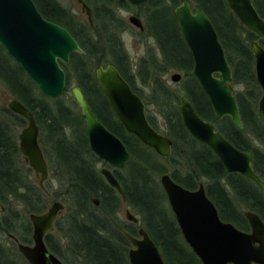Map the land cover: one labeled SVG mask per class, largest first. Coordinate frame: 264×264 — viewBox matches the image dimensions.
Listing matches in <instances>:
<instances>
[{
  "label": "trees",
  "instance_id": "16d2710c",
  "mask_svg": "<svg viewBox=\"0 0 264 264\" xmlns=\"http://www.w3.org/2000/svg\"><path fill=\"white\" fill-rule=\"evenodd\" d=\"M33 1L45 19L65 27L85 53L84 56L71 54L69 63L62 65L66 74L64 93L71 90L74 80L95 117L129 151L130 158L124 167L127 175L124 172L120 175L117 170H113V175L126 195L125 203L140 217L141 223L140 226L128 227L115 217L122 200L96 168L101 161L89 150L84 121L74 111L76 103L73 101L69 106L62 97L51 101L52 99L41 96L21 68L0 48V53L3 54L0 59V84L33 113L40 130L38 142L44 157L61 170L63 180L60 179V184L65 188L64 203L70 213L66 231L69 241L67 250L74 261H66L58 245L50 241V235L46 237L45 243L63 264H129L127 253L130 245L126 234L136 236L137 229L141 227L159 248L165 264H201L184 242L175 219L166 206L165 194L157 181V177L164 173L190 190L195 189L199 182L205 181L206 194L217 208L220 218L242 231L248 232L249 226L238 205L255 212L264 222V195L250 180L238 174H226L214 153L190 137L180 119V95L171 94L164 85L162 76L165 72L180 71L188 81L197 85L200 98L197 99L188 88L184 89L183 94L202 119H209V103L198 83L188 76L193 60L173 18V10L180 0H149L142 6L146 7L144 31H138V34L153 38L160 55L151 50L136 66L131 63L121 42V34L128 27L117 15V11L133 7L126 1L84 0L92 10V25L78 19L76 21L56 0ZM191 1L198 4L213 21L233 71L234 88L242 87L241 91L234 90L246 126L245 132H237L231 128L229 131L222 129V134L237 149L253 155L252 168L264 181V152L255 145L258 142L264 148V134L254 127V123L258 122L264 129L256 112L261 91L256 84L254 58L249 47L253 35L233 17L223 0ZM261 4L263 1L258 0L255 7L263 16ZM107 65L114 66L140 97L143 98V94L137 88L136 81L149 89V104L158 108L167 125L166 133L163 134L173 142L172 154L166 160L174 161V168L166 169L160 163L156 164L159 157L128 134L112 114L95 79V70ZM91 97L101 98L102 112L96 111ZM12 118L17 124L25 123L9 111H0V202L5 207L0 228L3 233L13 234L21 243L29 244L31 225L27 216L42 213L44 206L41 191L24 183V177L16 167L18 144L11 131L12 124L8 121H12ZM148 121L159 131L149 116ZM222 123L226 127L228 120L224 119ZM248 134L253 140L248 139ZM183 159H186V163ZM94 197L99 199V206L106 218L91 213ZM15 203L23 205V217L13 212ZM17 219L21 221L22 235H18L11 226ZM0 264L27 263L16 248L6 250L0 247Z\"/></svg>",
  "mask_w": 264,
  "mask_h": 264
},
{
  "label": "water",
  "instance_id": "95a60500",
  "mask_svg": "<svg viewBox=\"0 0 264 264\" xmlns=\"http://www.w3.org/2000/svg\"><path fill=\"white\" fill-rule=\"evenodd\" d=\"M136 7L148 0H124ZM81 5L89 25L93 24L92 10L84 0ZM227 9L244 29L258 39H264V20L258 15L250 0H223ZM181 37L189 50L193 67L188 73L209 100L214 118L228 117L238 131L243 132L238 104L234 95L233 71L218 35L200 6L194 8L190 0H180L174 9ZM128 22L139 32L144 31L140 18L130 15ZM0 48L21 68L48 99H57L64 93L66 74L62 65L69 63L71 54L84 56L77 40L63 26L45 19L33 0H0ZM250 49L254 58L256 84L261 91L257 112L264 125V49L253 41ZM97 86L106 98L112 114L124 130L161 159L172 154L173 142L156 131L146 118V105L112 65L95 70ZM181 75L171 76L179 83ZM71 95L84 121L89 150L106 166L123 169L130 158L124 143L110 132L93 114L78 86L71 88ZM181 123L190 137L208 147L224 167L226 174H238L251 182L264 194V181L252 168L253 155L237 149L224 138L214 124L202 119L185 94L180 95ZM7 108L26 122L18 136L19 153L29 168L39 177V187L48 178V164L39 145V127L33 113L16 98ZM105 182L116 191L122 202L126 195L108 168L99 170ZM170 211L181 236L201 264H264V222L253 211L243 212L249 231H242L232 223L223 221L217 208L205 193L203 182L191 191L176 183L169 174L159 177ZM97 206L99 201L93 199ZM65 205L55 201L40 214H30L32 245L17 241L18 253L27 264H63L49 251L45 237L54 231V223ZM125 219L139 225V219L125 209ZM130 248L129 264H165L162 255L147 231L139 228L137 236L126 234Z\"/></svg>",
  "mask_w": 264,
  "mask_h": 264
},
{
  "label": "rangeland",
  "instance_id": "374dc122",
  "mask_svg": "<svg viewBox=\"0 0 264 264\" xmlns=\"http://www.w3.org/2000/svg\"><path fill=\"white\" fill-rule=\"evenodd\" d=\"M56 1L62 8L68 10L71 13V15H73L75 17L76 21L78 19L79 21H81L83 23L87 22V18L84 14V11H83L81 5L77 2V0H56ZM145 10H146V7H130L126 11H123V10L117 11V15L126 23V25L128 27L126 32L121 34V42L123 43L125 51L128 54L133 66L134 65L136 66L141 59L146 58L147 55L149 54L148 52L151 50H153L158 56L160 55V53L157 49V45L155 43V40L153 38L145 37L144 35H139L138 30L135 29L128 22V18L130 17V15H138L139 18L143 22L144 21L143 17L146 13ZM75 24H76V22H75ZM242 36L244 37L245 34ZM2 58H3V54L0 53V59H2ZM93 73H94V71H93ZM175 73H178L181 75V80L179 83H173L171 81V76ZM162 79H163L164 85L168 88V91L171 94L181 95L184 93V89L188 88L192 91V93L195 95V97L197 99L200 98V96H199L200 93H199L197 85L192 81H188V78H185L184 75L180 71L169 70L163 74ZM136 85H137L138 89H140V90L142 89L143 98H144L145 102L147 103V114L149 115V117H151L153 119L157 129L162 133H166L167 125H166V122L164 121V118L159 114L158 108H156V106H154L153 104H149V101L147 98V96L149 95V89L143 87V85L139 81H136ZM74 86H76L75 81L72 80L71 88ZM234 89L241 91L242 87L234 88ZM61 97L63 98L64 103L69 105V106L74 101V99L71 95V91L65 92L64 95H62ZM11 99H14V97L9 93V91L3 85L0 84V111H4V112L9 111L7 108V105ZM51 101H53V99ZM91 101H92V104L94 105L96 111L98 113L102 112L101 106L103 105V102H102L101 98L91 97ZM178 107H179V105H178ZM74 111L78 112L80 114L78 107H75ZM13 120H14V118H12V121L8 119L9 123L12 124L11 131L15 135V139H16V142L18 144V136L21 133L22 129L25 128L26 122L24 124H23V122H21V124H17L15 122H13ZM254 127H256V129L259 133H261L262 135L264 134V129L261 127V125L258 122L254 123ZM43 132L45 133V130H43ZM255 145H257L259 147V149L262 152H264V148L259 146L258 142H255ZM15 159H16V163H17L16 167L18 168V170H20L21 174L24 177V183H26L27 185L33 186V187H35L41 191V193H42V204L44 206V211H46V209L49 208L50 205L55 201L62 202L65 205V203H64V199L66 198L65 188H63L60 184V179H61V181L63 179L61 178V170L58 168V166L51 165V163L49 161L50 159L45 157L46 162L48 163V178L43 183V188H40L39 187V177L36 176V174L29 168L28 163L25 160V158L18 152V155L15 157ZM183 161L186 163V159H183ZM159 163L161 164L162 167H165L166 169H171L172 167L174 168V166H172V164H174V161L168 162V160H163V159L158 158L156 160V164L159 165ZM105 167L106 166L103 163H98L96 165V168L98 171L101 168H105ZM117 171L119 172L120 175H122L124 172V168L117 170ZM127 173L128 172L126 170L124 172V175L126 176ZM159 177H160V175L157 177V181H158V184L160 185ZM203 182L205 183V181H203ZM227 190L229 191L228 188H227ZM157 193L160 196L159 190L157 191ZM93 199H97V198L94 197V198H92V200ZM97 200L99 201V199H97ZM91 205H92V207H90L91 213H93L97 217H101V218L105 217L106 218V214L103 212V210L99 206L100 204H98L96 206L92 202ZM166 206H167V208H169L168 203H166ZM238 206L240 207L242 212L247 210V208H245V207H242L240 205H238ZM125 209H129L130 212L140 220V217L136 215V213L131 209V207L127 203L122 202V201L119 204V208L117 209L115 217L118 220H120L123 224H125L126 226L132 227L133 224L128 222L125 219V212H124ZM12 210L19 217H23V215H24L23 205H17L15 203ZM10 214H12V216L14 217L13 213L10 212ZM6 215H9V214H6ZM28 216H27V220H29ZM69 216H70V213L67 209V206L65 205L64 210L60 213V215L57 218V226L55 227L54 231L49 235H50V241L53 244L58 245V249L62 252L66 261L72 262V261H74V259L72 258V256L70 255V253L67 250L69 241L67 238L66 231H67L68 221L70 220ZM2 218L3 217H2L1 212H0V221ZM19 219L13 221L11 226L15 231H17L16 233L18 235H22L21 221H19ZM140 225H141V223L139 224V226ZM8 233H3L0 231V247L4 248L6 250L7 249L12 250L14 248H16V250H17L16 244L11 242L10 239L8 238V235H7ZM28 238H30V240H31V233H30ZM30 244L31 243H29V245ZM17 253H18V251H17Z\"/></svg>",
  "mask_w": 264,
  "mask_h": 264
},
{
  "label": "flooded vegetation",
  "instance_id": "af4514ba",
  "mask_svg": "<svg viewBox=\"0 0 264 264\" xmlns=\"http://www.w3.org/2000/svg\"><path fill=\"white\" fill-rule=\"evenodd\" d=\"M149 1V0H148ZM251 1V3H252V5H253V7L255 8V10H256V12L258 13V11H257V9H256V7H255V2L256 3H258V0H250ZM261 1H263V4H261V7H262V15L263 16H261L259 13H258V15L264 20V0H261ZM190 2H191V5H192V13H194V8L198 5V4H196L195 2H193V1H191L190 0ZM148 3V2H147ZM146 3V4H147ZM224 3V2H223ZM179 4H180V1H179ZM178 4V5H179ZM145 5V4H144ZM177 5V6H178ZM143 5H141V6H136V7H142ZM176 6V7H177ZM199 6V5H198ZM175 7V8H176ZM174 8V9H175ZM202 9V8H201ZM203 10V9H202ZM204 13H205V11H203ZM231 13V12H230ZM206 14V13H205ZM232 14V13H231ZM233 15V14H232ZM136 16V15H135ZM206 16L209 18V20H210V22L212 23V25H213V27H214V29H215V31H216V33H217V35H218V38H219V41H220V37H219V34H218V32H217V30H216V28H215V26H214V23H213V21L211 20V18L206 14ZM234 17V16H233ZM139 18V17H138ZM173 18H174V22H175V25H176V28H177V30H178V26H177V22H176V19H175V16H174V10H173ZM235 18V17H234ZM236 19V18H235ZM237 20V19H236ZM142 21V20H141ZM238 21V20H237ZM239 22V21H238ZM143 23V22H142ZM241 25V24H240ZM242 26V25H241ZM246 30V29H245ZM247 31V30H246ZM178 32H179V30H178ZM247 32H249V31H247ZM180 33V32H179ZM250 33V32H249ZM252 34V33H251ZM181 35V34H180ZM253 35V37H252V39L249 41V47H250V45H251V43L253 42V41H257L258 43H259V45L262 47V42H264V39H258L254 34H252ZM183 40V39H182ZM184 42V41H183ZM220 43H221V41H220ZM185 44V43H184ZM222 45V44H221ZM186 46V45H185ZM187 48V47H186ZM263 49H264V47H262ZM251 50V49H250ZM189 51V50H188ZM190 53V52H189ZM252 53V52H251ZM191 55V54H190ZM253 56V55H252ZM192 57V56H191ZM130 86V85H129ZM137 86V85H136ZM131 87V86H130ZM132 89V88H131ZM233 89H234V85H233ZM140 90V89H139ZM132 91H133V89H132ZM141 91H142V89H141ZM134 93H135V91H133ZM135 94H137V93H135ZM138 95V94H137ZM182 95V94H181ZM234 95H235V90H234ZM139 96V95H138ZM140 97V96H139ZM206 97V96H205ZM235 97H236V95H235ZM142 100H143V102L145 103V105H146V118H147V120H148V114H147V103L145 102V100L142 98V97H140ZM180 98V97H179ZM206 99H207V97H206ZM207 101H208V103H209V108H207V111H208V113H209V119L208 120H206V121H208V122H211V123H213L214 124V126H215V128H216V130L224 137V135L222 134V129H225V130H230L231 128L232 129H235L237 132H240V131H238V129L233 125V123L231 122V120L228 118V117H223L222 119H220V120H216L215 118H214V112H213V109H212V106H211V104H210V102H209V100L207 99ZM237 101V100H236ZM108 103V102H107ZM238 104V103H237ZM179 105H180V102H179ZM257 106H258V103H257ZM238 108H239V106H238ZM256 112H257V109H256ZM239 113H240V118H241V121H242V124H243V126H244V131L243 132H241V133H244L245 132V128H246V126H245V123H244V121H243V118H242V114H241V111L239 110ZM15 115V114H14ZM15 116H17V115H15ZM257 116H258V112H257ZM19 117V116H18ZM115 117V116H114ZM116 118V117H115ZM258 118H259V116H258ZM224 119H227L228 120V124L226 125V127L223 125V123H222V121L224 120ZM260 119V118H259ZM118 121V120H117ZM149 122V121H148ZM150 124V123H149ZM233 127H232V126ZM156 130V129H155ZM157 131V130H156ZM158 132H160V131H158ZM39 133H40V130H39ZM161 133V132H160ZM40 135V134H39ZM247 137H248V139L250 138L249 137V134L247 135ZM225 138V137H224ZM38 140H39V138H38ZM251 140H253V138H251ZM18 152H19V149H18ZM246 152V151H245ZM96 157V156H95ZM158 157V156H157ZM161 159V158H160ZM164 160V159H163ZM101 163H103V162H101ZM48 164V163H47ZM105 166H106V164L105 163H103ZM105 168H108V169H110L111 171H112V173H113V170H115V169H112V168H110V167H108V166H106ZM102 169V168H101ZM37 176V175H36ZM103 178V177H102ZM202 182V181H201ZM205 185V184H204ZM198 187V186H197ZM197 187L195 188V189H192L191 191H194V190H196L197 189ZM188 190H190V189H188ZM205 193H206V188H205ZM207 195V194H206ZM264 195V194H263ZM208 197V196H207ZM214 204V203H213ZM170 209V208H169ZM0 212H1V215L2 214H4L5 213V207L1 204V202H0ZM30 215V214H29ZM28 219H29V216H28ZM30 222V221H29ZM56 223H57V220L55 221V223H54V229H55V227H56ZM30 225H31V223H30ZM134 225V224H133ZM136 226H138V225H136ZM0 231L2 232V230H1V228H0ZM137 231H138V229H137ZM8 235V238L10 239V241L11 242H13V243H15V244H17V241L18 242H20L19 240H18V238L17 237H15L13 234H7ZM31 236H32V225H31ZM48 236V235H47ZM46 236V237H47ZM137 236V235H136ZM46 237H45V239H46ZM30 245H32V238H31V240H30ZM46 244V243H45ZM26 245H29V244H26ZM47 246V245H46ZM48 248V247H47ZM50 251V250H49ZM51 252V251H50ZM60 259V258H59ZM61 260V259H60Z\"/></svg>",
  "mask_w": 264,
  "mask_h": 264
}]
</instances>
